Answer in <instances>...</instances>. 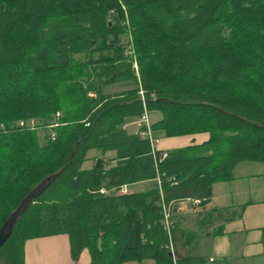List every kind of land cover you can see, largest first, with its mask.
Here are the masks:
<instances>
[{"label": "trees", "instance_id": "trees-1", "mask_svg": "<svg viewBox=\"0 0 264 264\" xmlns=\"http://www.w3.org/2000/svg\"><path fill=\"white\" fill-rule=\"evenodd\" d=\"M144 106L161 113L152 133L208 139L160 158L143 125L124 128ZM28 118L41 122H15ZM47 125L54 136L40 141L35 128ZM90 149L114 150L103 162L115 164L82 168ZM242 161L264 163V0H0V226L63 169L0 264H25L27 240L57 234L74 260L86 249L90 264H172L163 206L206 203ZM144 180L154 183L108 192Z\"/></svg>", "mask_w": 264, "mask_h": 264}, {"label": "crops", "instance_id": "crops-1", "mask_svg": "<svg viewBox=\"0 0 264 264\" xmlns=\"http://www.w3.org/2000/svg\"><path fill=\"white\" fill-rule=\"evenodd\" d=\"M116 86L108 90H115ZM150 123L161 118L154 110ZM149 115V114H148ZM127 133L136 134L142 128L139 118L126 120ZM158 141L152 150L199 144L208 139L207 133L180 136H163L153 132ZM115 151L90 149L82 168L91 169L97 159L105 168L116 160ZM154 180H144L123 185L127 193L148 189ZM117 193L116 189L108 190ZM170 219L177 264H264V163L242 161L232 170V177L212 185L209 201L200 204L193 199L171 202ZM25 264H90L86 249L77 260L72 259L67 234L32 238L24 244ZM134 262V263H133ZM172 262V261H171ZM156 264L153 259L126 261L122 264ZM173 264V263H172Z\"/></svg>", "mask_w": 264, "mask_h": 264}, {"label": "water", "instance_id": "water-1", "mask_svg": "<svg viewBox=\"0 0 264 264\" xmlns=\"http://www.w3.org/2000/svg\"><path fill=\"white\" fill-rule=\"evenodd\" d=\"M75 147L72 148L69 159L71 158ZM97 166L101 165V160L97 159ZM63 169L58 170L55 173L49 174L33 186L28 193L21 199L18 205L8 214L2 225L0 226V247L6 242L13 232L14 226L20 219L22 214L27 210L28 206L33 200L40 196L44 190L54 181V179L62 172Z\"/></svg>", "mask_w": 264, "mask_h": 264}, {"label": "built area", "instance_id": "built-area-1", "mask_svg": "<svg viewBox=\"0 0 264 264\" xmlns=\"http://www.w3.org/2000/svg\"><path fill=\"white\" fill-rule=\"evenodd\" d=\"M141 94V98L142 101H144L143 99V93L142 91H140ZM90 95H92L90 93ZM144 103V102H143ZM57 116H59V113H56ZM139 122L141 125L144 126L143 130L140 131V134L144 137H148L150 143L153 145L154 143H156L158 141V138L152 133V129H151V123L149 120V115H148V111L146 109V107L144 106V112L142 113V115H140L139 117ZM18 125L20 126H31L34 127L35 126V120L34 119H21L18 122H16ZM54 136V133L52 134V137ZM166 156V151H160V158H163ZM101 192L103 193H107L106 190L102 189ZM117 193L121 194V193H127V190L124 187L119 188L118 190H116ZM199 199H193V202L195 203H199ZM170 207L169 206H163V224L165 225L169 236V254L171 256V261L173 264H177L176 263V256H175V246H174V241H173V237H171V220H170Z\"/></svg>", "mask_w": 264, "mask_h": 264}, {"label": "rangeland", "instance_id": "rangeland-1", "mask_svg": "<svg viewBox=\"0 0 264 264\" xmlns=\"http://www.w3.org/2000/svg\"><path fill=\"white\" fill-rule=\"evenodd\" d=\"M153 113H155L154 112V110L153 111H149V119L150 120H152V118H153ZM29 119H31V118H28V119H26V120H29ZM32 119H34V118H32ZM21 120V119H20ZM36 122L34 123V124H36L37 126L39 125V123L41 122L39 119H34ZM19 120H17V121H15V122H18ZM14 122V123H15ZM38 122V123H37ZM36 129V131H37V133H38V136H39V139H40V141L41 140H43V138H44V135L47 133V131H49V133H50V137H52V134L54 133V132H52L51 131V127H50V125H47L46 127H36L35 128ZM48 133V134H49ZM159 134H161V132H159ZM134 263V262H133ZM136 264V263H135Z\"/></svg>", "mask_w": 264, "mask_h": 264}]
</instances>
